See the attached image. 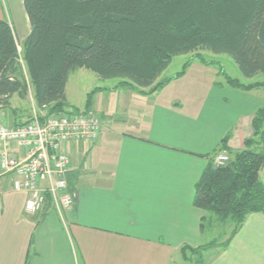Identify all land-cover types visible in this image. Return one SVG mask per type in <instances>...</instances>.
I'll list each match as a JSON object with an SVG mask.
<instances>
[{
	"label": "crops",
	"instance_id": "1",
	"mask_svg": "<svg viewBox=\"0 0 264 264\" xmlns=\"http://www.w3.org/2000/svg\"><path fill=\"white\" fill-rule=\"evenodd\" d=\"M221 77H207L200 91L189 88L177 99L136 103L127 98L136 90L112 86L113 107L90 105L101 120L97 138L66 145L67 188L76 198L60 214L50 202L26 212V192L12 188V174L2 176L0 264H178L182 245L206 243L200 221L208 214L193 205L195 182L225 134L230 149L243 147L254 111L264 105L263 87L245 90ZM232 77L249 83L260 75ZM260 178L264 184V165ZM202 258L264 264V211L249 213Z\"/></svg>",
	"mask_w": 264,
	"mask_h": 264
},
{
	"label": "trees",
	"instance_id": "2",
	"mask_svg": "<svg viewBox=\"0 0 264 264\" xmlns=\"http://www.w3.org/2000/svg\"><path fill=\"white\" fill-rule=\"evenodd\" d=\"M29 32L17 43L11 23L0 18V110L12 125L21 115L12 97L25 100L48 113L68 109L65 86L77 68L92 70L103 78H118L128 86L151 94L170 78L158 80L173 56L210 50L230 55L244 77L264 76V0H22ZM20 46V49H18ZM183 69L176 74H181ZM225 81L249 90L264 80L243 83L224 71ZM102 88H96V90ZM91 103L87 98L85 107ZM17 112V114H16ZM225 134L209 157L194 185L193 205L206 211L204 221L233 227L223 242L211 240L198 246L182 245L185 261L204 264L202 251L225 244L249 213L264 211V105L253 113L252 132L243 147L232 150ZM225 150L229 159L215 164Z\"/></svg>",
	"mask_w": 264,
	"mask_h": 264
},
{
	"label": "built area",
	"instance_id": "3",
	"mask_svg": "<svg viewBox=\"0 0 264 264\" xmlns=\"http://www.w3.org/2000/svg\"><path fill=\"white\" fill-rule=\"evenodd\" d=\"M100 127L93 109L48 113L33 105L31 117L19 124L0 118V178L12 174V188L26 192V212H39L47 202L59 214L72 206L76 191L67 188L71 160L66 145L93 142ZM228 159L222 150L214 162L222 165Z\"/></svg>",
	"mask_w": 264,
	"mask_h": 264
},
{
	"label": "rangeland",
	"instance_id": "4",
	"mask_svg": "<svg viewBox=\"0 0 264 264\" xmlns=\"http://www.w3.org/2000/svg\"><path fill=\"white\" fill-rule=\"evenodd\" d=\"M0 18H6L12 25L16 40L21 43L27 33L29 32V22L24 10L22 0H0ZM201 57L194 56V52L178 54L172 57L168 66L162 71L158 80L170 78L160 89L151 94H141L130 92L131 96L127 95L129 102L136 103L143 101L145 98H159V99H177L189 90V88L200 91L204 86V80L211 76L221 75L224 71L229 76L241 75L239 68L233 58L226 53H216L210 50H197ZM188 62L184 71L178 74L184 67V63ZM255 79L264 80L263 74ZM222 78V77H221ZM242 79L243 77H239ZM118 82V78H103L98 76L90 69L80 67L72 71L66 82L65 96L69 108L72 110L83 109L85 107L87 98H90L91 105H100L110 107L115 101V92L112 86ZM110 87V89H109ZM117 87V86H116ZM96 88H102L96 90ZM104 89H107L105 92ZM102 90V91H101ZM110 90V91H109ZM123 90H125L123 88ZM101 91V92H100ZM148 95V96H147ZM32 93L29 90L28 96L25 100L12 99V104L20 113L22 120H27L32 115ZM35 107V106H34ZM89 109H93L89 107ZM17 114V112H16ZM105 115V113H104ZM205 241L215 240L217 242L223 241L230 233L233 223L227 221L221 223L215 220H205ZM178 264H187L183 259L177 261Z\"/></svg>",
	"mask_w": 264,
	"mask_h": 264
}]
</instances>
